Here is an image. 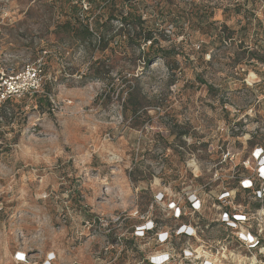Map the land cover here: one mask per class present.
<instances>
[{"label":"rangeland","instance_id":"1","mask_svg":"<svg viewBox=\"0 0 264 264\" xmlns=\"http://www.w3.org/2000/svg\"><path fill=\"white\" fill-rule=\"evenodd\" d=\"M51 3L0 0V264H109L126 251L124 245L134 248L125 264H144L154 256L170 264H260L235 242L240 233L264 231V217L255 209L249 208L246 225L232 231L222 222L224 211L208 204L176 219L177 211L168 209L175 194L149 210L164 188L155 180L149 186L158 168L154 153L168 144L175 145L174 152L188 145L181 158L171 154L169 167L178 171L186 170L191 154L202 159L204 152L193 150L206 133L196 130V108L209 117L218 113L211 108L217 107L211 104L216 87L230 75L231 54L243 57L229 46L204 64L196 46L217 49L220 41L211 46L215 27H225L226 37L259 42L251 21L256 14L263 31L259 4L110 0L102 10L107 25L101 47L97 36L82 44L55 31L63 18ZM199 7L205 8L201 23ZM128 9L153 32L166 58L146 68L149 43L125 42L132 27L121 25L120 17ZM211 9L230 14L215 20ZM243 31L245 36L236 34ZM33 51H38L34 61ZM8 95L14 96L13 109L3 106ZM173 124L183 128L172 129ZM175 189L182 191L177 198L195 190L189 180ZM151 222L157 232L132 237L135 227ZM180 230L192 238L154 244L158 234Z\"/></svg>","mask_w":264,"mask_h":264},{"label":"built area","instance_id":"2","mask_svg":"<svg viewBox=\"0 0 264 264\" xmlns=\"http://www.w3.org/2000/svg\"><path fill=\"white\" fill-rule=\"evenodd\" d=\"M235 2L236 0L233 1ZM255 2L259 4L260 16L264 18V1L255 0ZM254 16L251 20L255 25L253 32H257L256 14ZM218 28L221 36L220 46L205 53L202 62L209 64L220 49L229 46H234L237 51L243 52V57L236 59L231 54L230 75L222 82V85L216 87L211 104L216 103L217 107L212 105L211 108L218 113L209 117L204 111L200 112V108H196V130H201L202 135L203 131L206 133L204 139L195 142L193 150L197 154L204 152L202 159H197L195 154H191L192 158L184 163L186 170L178 171L176 168L169 167L175 145L168 144L169 146L163 152L154 153L158 168L153 171L149 186L155 180L164 188L160 194L153 197L149 210L154 205L162 203L168 195L175 194L170 197L172 200L168 203V209L177 211L176 219H182L183 211L194 214L208 204L211 208L224 211L222 216L225 220L222 222L232 231L235 225L247 224L251 216L249 208L258 212L259 219L264 217V48L259 47V43L255 41L243 42L233 37H226L220 27ZM202 45H204L203 42L198 44L196 49L200 51ZM35 76V74L32 75V78ZM9 87L12 89V86ZM203 98L207 97L203 95ZM182 126L173 124L172 129H180L183 128ZM188 126L191 128L190 124ZM186 140L185 138L184 141ZM181 145L182 147L174 148L178 158H181L184 149L190 150L188 145L183 143ZM135 152L138 154V147ZM135 157L138 156L135 155ZM187 170H194V173H190L192 177L186 172ZM188 180L194 186V192L177 198L182 191L180 189L176 192V186ZM204 194L208 196L207 202L204 201ZM144 219L141 217L139 223ZM157 226L152 222L142 223L134 230L131 229L133 230L131 235L133 238H143L149 233L157 232ZM259 233H240L235 242L240 246L243 244L242 247L246 251H252L254 256L259 258L260 264H264V231L261 230ZM175 237L188 241L192 238L190 231L185 230L169 235L160 233L156 239L154 238V244L162 247L167 243L170 244ZM123 249L126 251L122 250L120 256H116V259L109 264H119L122 258L121 264L127 262L133 255L131 252L134 248L124 245ZM260 250L262 253H259ZM164 260L165 256H154L144 261V264H164L166 263ZM166 264H170L168 260Z\"/></svg>","mask_w":264,"mask_h":264},{"label":"trees","instance_id":"3","mask_svg":"<svg viewBox=\"0 0 264 264\" xmlns=\"http://www.w3.org/2000/svg\"><path fill=\"white\" fill-rule=\"evenodd\" d=\"M110 0L100 1V0H51V5L56 10H59L60 17L63 18L61 22H56L54 24V30H63L68 34H72L73 39L77 43L89 44L93 42L94 36L98 37V45L97 46H106V41L102 37V34L106 31V21H101L103 17L102 10L105 7V3ZM264 1V0H263ZM102 4V5H101ZM128 3H125V6ZM83 5V7H82ZM85 6V8H84ZM130 8V7H128ZM200 8L199 21L204 22V9ZM209 18L211 16V12H209ZM125 17H120L121 25H130L132 27V35L130 38L126 39L125 42L130 41H138L142 40V44L146 45L149 43V47L147 48V53L144 55V66L147 68L151 61L157 58L164 59L167 56L163 55L165 51L163 48L157 44L156 39L153 37V32L144 28V21H141L140 17L136 16L130 9L126 13ZM259 22L256 23V25ZM202 26V25H201ZM141 31H136V30ZM221 31L227 34V30L225 27H220ZM219 28H214V38L212 39V45L215 42L221 41V36L218 33ZM138 32V33H137ZM217 32V33H216ZM139 33L142 35L139 38ZM262 35L259 37V47L264 45V31L261 33ZM257 36V33L255 32ZM140 47V46H139ZM208 45H202L200 51L198 52L202 61L203 55L209 50ZM264 48V46L262 47ZM41 51V50H40ZM38 51L32 52V60H37L38 56L36 55ZM130 88V87H129ZM129 92H132L131 89ZM14 96L8 95L5 99L3 106L7 105L11 109L14 108V105L10 104L13 101ZM123 262V258L120 260L119 264Z\"/></svg>","mask_w":264,"mask_h":264},{"label":"crops","instance_id":"4","mask_svg":"<svg viewBox=\"0 0 264 264\" xmlns=\"http://www.w3.org/2000/svg\"><path fill=\"white\" fill-rule=\"evenodd\" d=\"M232 1H234V0H232ZM203 9H205L204 7H203ZM251 12H253V11H251ZM240 12H238V14H239ZM230 14V12L228 11L227 12V14L225 13V12H223V11H221V10H216V9H211V16L212 17H214L215 18V20H219L221 17H224L225 15L226 16H228ZM234 14V13H233ZM236 12H235V15H238ZM258 16H260V13H259V15ZM228 21V20H227ZM219 22H222L221 20L219 21ZM223 23V22H222ZM224 24H226L225 22H224ZM231 24H233L232 22H231ZM257 28H258V31H260V34L264 31V29H263V31H262V29H261V25H260V22L257 24ZM257 31V32H258ZM244 35L245 36V32L243 31V32H237L236 34L237 35ZM262 35V34H261ZM249 38H250V36H249ZM257 43H259V42H257ZM264 46V45H263ZM262 46V47H263Z\"/></svg>","mask_w":264,"mask_h":264}]
</instances>
